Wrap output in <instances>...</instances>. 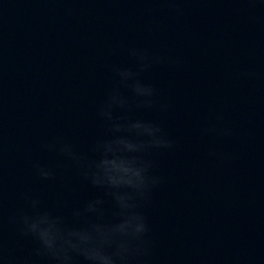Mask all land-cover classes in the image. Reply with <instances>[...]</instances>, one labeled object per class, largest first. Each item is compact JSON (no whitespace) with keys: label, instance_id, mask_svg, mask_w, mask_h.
Instances as JSON below:
<instances>
[{"label":"clouds","instance_id":"9594fccd","mask_svg":"<svg viewBox=\"0 0 264 264\" xmlns=\"http://www.w3.org/2000/svg\"><path fill=\"white\" fill-rule=\"evenodd\" d=\"M162 2L173 13L182 11L181 0ZM64 12L72 16L75 9L68 7ZM122 49L123 43L112 45L109 54L118 55ZM126 51L133 66L109 65L115 84L96 108L102 133L90 145L93 156L78 152L74 144L61 137L41 145L71 161L76 174L100 194L72 209L73 223L43 207L42 198L27 191L20 195L28 210L17 209L5 217L0 198V264H152L154 234L147 210L153 207L154 193L164 183L154 156L174 150L177 141L162 123L130 114L134 110L167 113L172 109L171 104L159 99V89L141 76L155 66L179 67L182 58L148 47H128ZM237 75L253 77L255 73L241 70ZM224 119V113L217 112L215 119L201 128V134L219 139L233 137L234 129L222 125ZM208 156L221 163L232 159L214 149H209ZM32 167L42 180L56 177L50 166L34 162ZM107 205L111 206L110 215ZM6 225L15 230V251H23L21 242H32L26 255L14 254L5 239Z\"/></svg>","mask_w":264,"mask_h":264}]
</instances>
